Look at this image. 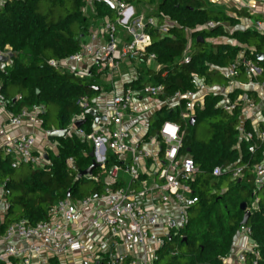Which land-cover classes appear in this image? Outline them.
I'll list each match as a JSON object with an SVG mask.
<instances>
[{
	"label": "trees",
	"instance_id": "trees-1",
	"mask_svg": "<svg viewBox=\"0 0 264 264\" xmlns=\"http://www.w3.org/2000/svg\"><path fill=\"white\" fill-rule=\"evenodd\" d=\"M43 1L46 7L42 6ZM124 1L140 10L155 6L148 10L150 14L174 23L166 34L151 32L152 41L145 52L156 54L157 68L139 67L138 75L127 85L139 89L147 83L164 85L165 91L159 98L166 103L156 110L153 129L156 133L166 120L179 123L184 131L180 154L190 155L198 167L192 182L198 202L189 208L184 228L171 233L157 250L153 264H224L223 259L232 253L243 225L242 202L251 210L246 225L251 228L254 250L259 252V256L246 252L245 264L254 261L264 264V186L257 189L262 196L256 206V198L252 196L253 167L264 156V143L255 152L250 151V141L240 139V126L254 130L253 126L249 120H243L240 106L232 112L219 106L222 100L219 94L205 96L203 106L195 108L193 122L182 118L183 102L169 104L176 92L194 88V75L203 78L210 87L226 81L217 67L227 66L247 47L254 48L256 53L264 52V35L240 28L241 18L251 16L237 7L217 9L208 0ZM84 6V0H8L0 9V51H6L7 46L11 48L9 59L0 61V85L10 101L8 108L18 113L24 107L44 105L46 110L39 118L46 130L53 128L48 125L52 106L56 108L57 128L68 129L77 117L84 115L86 122L80 129L85 134L92 132L94 119L84 114L78 101L84 96L99 95L103 87L101 75L95 67L92 75L79 76L50 64V60L61 61L80 50L82 36L92 24ZM95 8V16L114 19L115 10L106 1L96 0ZM208 22L217 26L207 27ZM227 25L232 29L228 30ZM186 29L191 30V35ZM188 44L191 61L185 63L183 56ZM140 61L146 63V58ZM200 122L209 126L206 141L196 137ZM55 143L56 151L48 152L43 166L22 163L15 168L11 158L0 153V188L9 191L4 194L6 210L0 212V235L21 219L30 224L50 220L51 208L60 199L76 201L102 191V182L77 177L79 173L69 165L72 158L79 172L89 168L95 161L92 142L74 131L57 138ZM165 147L160 145L161 154ZM236 164L247 167L241 178L232 179L228 168ZM25 165L28 171L23 172ZM216 166L224 168L222 175H213ZM99 173L97 166L92 174ZM84 184L89 185L82 189ZM51 264H58L57 258L51 259Z\"/></svg>",
	"mask_w": 264,
	"mask_h": 264
},
{
	"label": "built area",
	"instance_id": "built-area-1",
	"mask_svg": "<svg viewBox=\"0 0 264 264\" xmlns=\"http://www.w3.org/2000/svg\"><path fill=\"white\" fill-rule=\"evenodd\" d=\"M7 1L0 0V9ZM84 1V12L88 15L90 10L96 15V0ZM110 1L115 10L114 19L104 17L99 28L89 29L82 36L78 52L61 61L50 60L51 65L61 66L79 76L92 75L91 70L95 67L101 79L107 76L111 80L121 69L124 59L129 62L142 58H146L147 63L156 61L154 52H145L152 41L151 32L168 33L174 24L172 20L161 19L145 8L135 9L124 0ZM233 1L238 9L247 10L251 16L245 18L242 28L264 35V4H259V0ZM206 26L214 28L217 23L208 22ZM186 31L191 35L190 29ZM122 32H125V38ZM190 47L188 44L184 52L185 63L191 61ZM6 48V51H0V55L9 56L11 48ZM217 69L224 76L226 85L210 87L203 78L194 75V88L176 92L170 102H183L181 114L184 120L194 117L195 108L203 106L208 93L221 95L219 106L228 112L240 106L243 120H249L254 128L245 130L243 125L240 126V139L250 141L249 149L255 152L264 143V129L261 128L264 123V107L261 105L264 104V64L256 59L254 48L247 47L239 51L227 66ZM242 74L244 80H240ZM134 78L136 75L123 79L122 92L107 93L104 90L93 100L88 96L79 99L81 110L93 107L97 114L106 115V120L94 121L90 134H85L74 124L84 115L77 117L68 128L67 134L75 131L92 142L100 173L89 174L87 178L102 182V191L76 201L70 198L58 200L51 208L48 221L30 224L21 219L9 225L0 235V264H43L42 256L66 257L68 264H83L88 259L95 264H153L157 250L164 245L166 238L184 228L189 208L198 202L192 189L198 167L190 155L180 154L184 131L179 123L166 120L160 124L151 138L159 144L155 151L140 148V141L133 140V129L123 127L126 113L137 96L159 97L165 91L162 84L147 83L140 89L127 85ZM9 102L0 85V110L3 112L0 131L3 127L36 125L40 121L39 114L46 110L44 105L36 104L14 113L8 108ZM1 137L0 134V153L9 156L15 168L22 163L43 166L48 152L54 151L52 146L56 147L45 133L47 144L37 148L35 130ZM161 144L166 146L162 154ZM69 165L79 173L72 158ZM246 167V164L229 167L232 179L241 178ZM223 172V167L216 166L213 175L220 176ZM253 172L256 189L261 188L264 186V157L254 165ZM143 173L152 181L140 178ZM155 180H161V184H156ZM8 192L0 188V212L6 210L4 194ZM256 203L257 199L254 206ZM238 235L245 238V243L225 257L224 264H245L246 252L259 256L250 240L251 228L242 225Z\"/></svg>",
	"mask_w": 264,
	"mask_h": 264
},
{
	"label": "crops",
	"instance_id": "crops-1",
	"mask_svg": "<svg viewBox=\"0 0 264 264\" xmlns=\"http://www.w3.org/2000/svg\"><path fill=\"white\" fill-rule=\"evenodd\" d=\"M212 6L214 8L217 9H221V8H225V9H229L231 7H236L235 3L233 0H208ZM259 5V4H258ZM259 7H261L259 5ZM140 10V9H139ZM96 19H99L101 22L103 21V18H99L96 16ZM245 18H241L240 21V28L243 27V22H244ZM101 25V24H100ZM99 25V27H100ZM98 27V28H99ZM227 25V29H228ZM231 28V27H230ZM232 29V28H231ZM230 29V30H231ZM243 29V28H242ZM154 65L156 64V66L152 65V62L150 63H143L140 61V63H138L137 69H139V67H143L145 66L146 68H150V69H156L157 68V62L153 61ZM131 62L127 61V65L121 67V69H119L116 73L118 74V76H121V79H117L116 82L114 83L115 85H112V81H110V79L108 81L109 84H111V88H106V87H102V91L99 93V95H97L94 98H98L101 93L105 90L107 93L114 91V92H122L123 91V87L124 85H122V81L123 79H127L129 78V74L127 75V71H129L128 65ZM151 65V66H150ZM138 75V71L136 76ZM133 76V75H132ZM245 79V75H241L240 76V80H244ZM114 80V76L113 79ZM215 87L217 86H223L221 84H215L213 85ZM164 101H162L159 97H147V96H142L139 95L135 98V100L133 101L130 109H128L126 116H125V121L123 124V127L126 129H133L134 132V138L133 140H139L140 141V148H147V149H152V150H157L159 148V144L155 141H153L151 138L153 136H151V134L155 135V131H154V121H155V112L156 110H158L159 108H161L164 105ZM169 104L171 106L175 105L172 104L171 102H169ZM261 105L264 107V104L261 103ZM262 107V108H263ZM142 108H144V110L147 111L146 112H142ZM263 113H264V109H263ZM3 112L2 110H0V120L2 118ZM143 120H148V124L146 123H142ZM95 122H93L94 124ZM42 126L41 122L37 123L36 125H26L20 128H7V127H3L1 128L0 134H1V138H6V136H11L14 135L20 131H25V130H35L37 129V127ZM264 123L261 125V128L263 127ZM57 128V127H55ZM263 129V128H262ZM46 130V129H45ZM146 135H149L148 137H146ZM42 146V143H41ZM264 157V156H263ZM143 176V177H142ZM140 178H147L149 181H152L151 177H148V175L146 173L141 174ZM156 184H161V180H155ZM245 243V238L243 236H237L235 241H234V245H233V250L232 252L237 251L238 247L243 245ZM55 257H50V258H45L44 256H42L41 259H44L43 264H51V259H53ZM58 264H68L66 263L67 258L66 257H61V259H58ZM95 264V262L91 259L85 260L83 264Z\"/></svg>",
	"mask_w": 264,
	"mask_h": 264
},
{
	"label": "rangeland",
	"instance_id": "rangeland-1",
	"mask_svg": "<svg viewBox=\"0 0 264 264\" xmlns=\"http://www.w3.org/2000/svg\"><path fill=\"white\" fill-rule=\"evenodd\" d=\"M259 4H264V0H259L258 2ZM46 2L43 1L42 2V6L46 7ZM135 6V9L137 8L138 9V6L137 5H134ZM149 8V9H148ZM147 9L148 10H152V9H155V6H152V7H148ZM147 10V11H148ZM88 16H90V23H92L90 25V29H96L99 27V25L101 24V21L99 19H96L95 15L93 14L92 11H88ZM231 28L228 27V30H230ZM122 35H123V38H125V32H122ZM235 42V41H234ZM263 51H264V48H263ZM127 59H124V62H123V66H126L127 64ZM138 63H140L139 60H132L131 63L128 65V68H129V71H127V75L129 74V76L131 75H136L137 74V66H138ZM152 65L153 66H156V64L154 65V62H152ZM151 66V65H150ZM135 73V74H134ZM107 76H103V78L101 79L100 83L102 86L106 87V88H111L112 85H115L114 83L116 82V80L118 79H121V76H118V74L115 72L114 73V80H110L112 81V85L108 83L107 81ZM109 80V79H108ZM114 82V83H113ZM221 85H226V81H223L221 83ZM94 98L92 97L91 100H93ZM146 112V110H144V108H142V112ZM49 118H48V125L55 128L57 126V123H56V108L50 106L49 107ZM41 122V120L39 121V123ZM148 120H143L142 123H147L148 124ZM36 133H37V143H38V147L37 148H41V141H42V145H45L47 144V139H45V133H46V130L44 127H42L41 125L39 127H37L36 129ZM196 134H197V138L198 140H201V141H206L208 140L209 136H210V130H209V126L206 122H200L198 123V125L196 126ZM151 136H153V134H151ZM47 147H50V146H47ZM52 148H54L53 150L56 151V147L55 146H52ZM1 154L3 155V153L1 152ZM36 155V154H35ZM37 156V155H36ZM23 172L25 171H28V166L25 165L24 168L22 169ZM208 179V178H207ZM89 184H84L82 189L87 187ZM253 197H255L256 199H259L262 194L260 192H257V189H256V186L254 188V191H253V194H252ZM93 264V263H91Z\"/></svg>",
	"mask_w": 264,
	"mask_h": 264
},
{
	"label": "water",
	"instance_id": "water-1",
	"mask_svg": "<svg viewBox=\"0 0 264 264\" xmlns=\"http://www.w3.org/2000/svg\"><path fill=\"white\" fill-rule=\"evenodd\" d=\"M104 1H106L110 6L113 7V4L111 3L110 0H104ZM10 56L11 55H9V56L0 55V61H7ZM256 59L260 63L264 64V52L256 53ZM97 89L99 90L100 88L97 87ZM84 114L92 116L95 122L106 120V115L97 114L96 109L93 107L86 109ZM193 119H194V117L191 118L192 122H193ZM85 122H86V118H81V119H77L74 122V124L76 127L80 128L81 125H83ZM67 133H68V129H65V128H51L49 130H46V136H47L48 140L51 141L52 143H54L57 138H59L61 136H65ZM92 155H94V154L92 153ZM99 165L100 164L95 159L94 163L89 168L79 172V176L83 177V176H87L89 174H92L94 168L99 166ZM241 208L244 210V218L242 220V224L246 225L247 221L249 219V216L251 214V210L249 208H247L246 202L241 203Z\"/></svg>",
	"mask_w": 264,
	"mask_h": 264
}]
</instances>
